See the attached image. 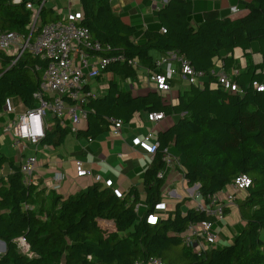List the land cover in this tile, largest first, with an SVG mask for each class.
Masks as SVG:
<instances>
[{
  "label": "trees",
  "instance_id": "obj_1",
  "mask_svg": "<svg viewBox=\"0 0 264 264\" xmlns=\"http://www.w3.org/2000/svg\"><path fill=\"white\" fill-rule=\"evenodd\" d=\"M42 1L0 0L1 27L29 35L27 3ZM80 1L79 23L101 43L92 54L112 58L104 70L112 79L103 95L89 97L87 127L78 134L94 139L112 128L111 117L127 122L142 111L172 113L177 120L158 133L160 144L143 177L144 198L137 186L122 195L97 181L79 193L55 196L50 205L46 188L27 182L21 164L0 152V169L9 166L0 175V240L6 243L0 264H132L151 256L168 264H264V89L256 87L264 85V0H238L239 5L229 0L230 14H236L232 6L245 13L232 17L210 8L197 26L192 24L196 0H168L157 10L156 27L141 36L136 25L114 12L111 0ZM39 18L40 28L61 17L44 4ZM237 48L246 59L235 76L243 93L226 90L211 73L221 63L229 73ZM171 50L209 76L202 87H181L176 103L166 102L155 89L134 95L117 81L135 78L141 66L160 72L156 58ZM255 54L260 60L254 61ZM13 62L12 54L0 51V113L13 96L27 108L36 106L34 94L45 81L48 59L26 52ZM48 120L41 144L58 147L70 130L57 116ZM166 146L179 156L189 185L198 184L206 202L236 176L251 177L246 194L237 199L245 224L233 242L201 254L186 247L180 234L190 223L211 218L194 207L183 212L185 200L167 217H154L163 202L166 180L158 174L166 167ZM19 237L26 238L32 256L20 251Z\"/></svg>",
  "mask_w": 264,
  "mask_h": 264
},
{
  "label": "built area",
  "instance_id": "obj_2",
  "mask_svg": "<svg viewBox=\"0 0 264 264\" xmlns=\"http://www.w3.org/2000/svg\"><path fill=\"white\" fill-rule=\"evenodd\" d=\"M11 1L20 4L23 0ZM43 5L44 0L41 4L27 3V8L32 11L29 35L15 30H5L0 25V51L12 54L13 63H16L26 52L48 59L42 90L34 94L36 106L27 108L6 127V130L12 133L15 145L19 146H24L22 142L39 146L47 128L50 127L48 120L50 116H57L70 132L77 134L81 124L88 119L90 108L87 104L89 97L94 95L87 87L90 86V81L102 75L106 66L112 62L110 57L92 54L102 49L101 43L94 41L91 30L81 25L77 19L60 18L39 28L38 22ZM231 10L233 13H238L236 6H232ZM37 29L38 32L35 33ZM131 64L135 67L140 66L137 61H131ZM156 66L161 70L160 72H152L147 68L145 71L148 81L154 84L155 90L161 92L171 91L176 82L202 87L209 80V76L204 71L196 69L191 61L174 50L160 54L156 58ZM233 69L234 73L229 74L221 63L211 73L226 90L243 93L235 78L240 73V69ZM256 87L259 90L264 89L263 84L256 83ZM164 117V112H148L151 122H157ZM110 121L115 133L124 124V120L119 117H111ZM152 135L153 132L150 131L149 137ZM159 144L157 140L151 147V154H156ZM164 160L169 166L180 165V159L171 153L170 146L164 148ZM37 164L36 153L24 158L21 167L27 182H31ZM77 165L78 176L92 175V170L86 168L82 161H78ZM158 177H164V172L160 171ZM55 179L61 180L62 174L58 173ZM251 183L252 179L248 174H240L229 184L231 192L223 189L211 196L209 202L202 198L199 191L195 192L192 196L197 201L195 209L205 212L211 220L190 223L180 234L182 243L198 254L211 248L219 237L217 222L224 219L226 209L235 203L238 193L245 191ZM17 242L22 253L32 256L25 237H19ZM132 264L168 263L158 256H151Z\"/></svg>",
  "mask_w": 264,
  "mask_h": 264
},
{
  "label": "crops",
  "instance_id": "obj_3",
  "mask_svg": "<svg viewBox=\"0 0 264 264\" xmlns=\"http://www.w3.org/2000/svg\"><path fill=\"white\" fill-rule=\"evenodd\" d=\"M167 1L111 0V4L116 14H121L127 22L139 28L141 36L148 27H156L157 10ZM230 1L232 2L231 4L237 5L234 0ZM44 4L52 7L61 18H73L79 21L83 16L80 0H44ZM229 5V0H221L220 4L211 3L210 0H206L205 2L201 1L200 5L196 0L195 10L198 11L194 12L195 15H193L194 20L192 18V24L197 26L203 20V12L210 8H219L224 15L236 16L230 14ZM200 12L201 14L197 15ZM240 55L243 58V68L246 64V59L243 56L242 50L240 51ZM253 59L254 61L260 60V55L255 54ZM145 69V67L141 66L138 75L134 78L136 80L135 83L129 78L124 80V84H120L121 87L125 90H131L134 95L146 94L151 89H155L154 84L148 81ZM140 70H143V73ZM102 75L97 79H102ZM110 75V79H112V74ZM108 84L105 87V92L107 91ZM89 85L87 88L93 93L91 83ZM178 87L181 88L176 82L172 86L171 91H160L166 102H177L179 94L177 92ZM11 101L14 104V97L11 98ZM20 103V106L23 107V111L20 113L22 114L27 107L24 106L21 100ZM13 106L16 105L14 104ZM13 109L16 110V107H13ZM13 119L15 117L11 121ZM176 120L177 116L169 113L165 114L163 119L157 122H151L148 118V112L142 111L135 114L130 121L124 122L117 133L111 128L109 131L98 135L94 139H87L83 135L70 132L65 142L58 147H48L40 144L35 149L38 164L31 182L39 184L40 188H46L48 204L50 205L53 203L55 196H68L79 193L97 181L122 195L128 193L132 187L137 186L141 191L142 198H144V173L155 156L150 152L151 147L158 140V133L173 125ZM84 122L86 123L84 125L82 123L80 129L87 127V121ZM6 127L5 125L3 132L7 131ZM150 131L153 132L151 137H149ZM7 132L10 134V141L14 144L12 133L10 131ZM19 148L16 150L11 148V155H7L3 150H0V152L14 158L17 163L22 164L26 155L23 154L24 146L20 145ZM175 156L179 158L177 154ZM78 161H82L86 168H90L92 175L78 176ZM184 170L185 166L182 165L181 160L180 165L169 166L166 164L163 170L166 180L162 188L163 202L156 210V218L167 217L171 212L175 211L176 206L182 200H185L181 206L183 212L189 207L195 206L197 201L192 196L195 192H198L199 188L196 185H189ZM8 171L9 166L6 164L0 169V175L6 174ZM58 173L62 174V179L56 181L55 178ZM224 191L231 192L232 190L230 186H227ZM245 194L246 192H243V194L237 196V199L244 197ZM228 209L224 219L218 221L216 224L219 237L212 247H223L233 242L235 236L245 224L241 218L237 200Z\"/></svg>",
  "mask_w": 264,
  "mask_h": 264
},
{
  "label": "rangeland",
  "instance_id": "obj_4",
  "mask_svg": "<svg viewBox=\"0 0 264 264\" xmlns=\"http://www.w3.org/2000/svg\"><path fill=\"white\" fill-rule=\"evenodd\" d=\"M201 1L205 2L206 0H197L199 5L201 4ZM210 1H211V3L220 4L221 0H210ZM234 1L236 2V4L238 3V0H234ZM237 5H239V3ZM197 11L198 10H195V12H197ZM244 12H245V10L240 8L239 12L234 14V15H240V14H243ZM199 14H201V12L198 13L197 15H199ZM193 20H194V18H193ZM236 50H237V52L235 53L236 58H235L234 68L235 69H239V67L243 66V60H242L243 58L240 55V51L242 49L237 48ZM142 71L140 70V72H142ZM233 73H234V69L232 68L229 71V74H233ZM102 76H103L102 79H96L95 78V79H92L90 81L94 95L100 96V95L104 94V92H105L104 90H106L105 87L107 86L108 81L111 78V75L108 72H104ZM116 79L120 82V84H124V80H122V79H120L118 77ZM132 81L134 83L136 82V80L134 78H132ZM178 86L186 87L187 85H186V82H183V83H178ZM179 88L180 87H178L177 92H179ZM13 97L15 99L14 104L16 106H13L14 104H12V101H11L12 97H11L10 99H8V102H7L3 112L0 115V138H1L0 150L5 151L7 155H11L12 154V152H11L12 149L11 148H14L15 150L16 149H20L18 145L15 148V146H16L15 145V141H14V144H12V142L10 141V139H11L10 138V134L7 131L3 132V130L5 129V125L7 126V124L11 122V119L13 117H18V115L23 111V107L20 106V104H21L20 103V98L17 97V96H13ZM13 107H16V110H14ZM85 123L86 122H83V125ZM4 141H6V143H4ZM22 144H24L23 154L26 155L25 157L29 156L31 153L35 154V152H36L35 149L37 147L36 145H32V144H28V143H24V142H22ZM243 192H245V191H242V192L238 193L237 196H239L240 194H243ZM240 198H242V197H240ZM154 217H155V215H154ZM174 249H175L176 252H178L180 247H174ZM4 251H5V246L0 242V254L4 253ZM166 263H168V262L166 261Z\"/></svg>",
  "mask_w": 264,
  "mask_h": 264
},
{
  "label": "water",
  "instance_id": "obj_5",
  "mask_svg": "<svg viewBox=\"0 0 264 264\" xmlns=\"http://www.w3.org/2000/svg\"><path fill=\"white\" fill-rule=\"evenodd\" d=\"M196 186H197V188H199V185H198V184H196ZM0 242L6 247V243H5V241L0 240Z\"/></svg>",
  "mask_w": 264,
  "mask_h": 264
}]
</instances>
